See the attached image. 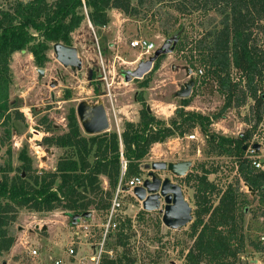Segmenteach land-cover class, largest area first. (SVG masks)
<instances>
[{
  "label": "rangeland",
  "instance_id": "374dc122",
  "mask_svg": "<svg viewBox=\"0 0 264 264\" xmlns=\"http://www.w3.org/2000/svg\"><path fill=\"white\" fill-rule=\"evenodd\" d=\"M13 1L0 0V6L7 7ZM131 3L137 11L135 15L128 16L118 9H111L108 11L110 22L106 26H93L92 29L86 17L71 34V45L76 48L81 60L80 69L60 63L52 45L47 53L49 60L42 67L43 75L38 72L37 68L40 67L34 64L31 53H13L10 63L12 82L9 88V118L5 124L0 122V166L7 161L6 151L10 149V160L15 170L9 175L24 173L23 177L27 176L22 168L23 161L19 158L21 151H25L33 169L53 170L58 158L71 151L48 145L43 137L65 133L68 129L69 108L76 109L83 101L104 104L110 122L109 132L121 131L125 120L138 121L139 110L143 107L138 101L140 97L145 106H150L153 115L166 122L176 119L181 109L206 115H212L220 109L223 97L210 83L194 82L187 106L182 105L184 98L175 95L180 85L190 77L187 68L191 69L184 59L185 54L179 53L176 46L173 52L163 56L156 70H150L142 78L126 81L123 71L134 69L139 58L147 57H142L139 49L131 48L132 39L146 37L157 48L171 33L179 30L178 23L184 27L182 35L185 33L188 40L195 39L205 28L216 27L223 16L215 10L206 14L201 11L181 14L175 10L173 0H145L143 4L131 0ZM164 30L170 35L164 34ZM194 71L190 75L195 79L197 76ZM143 79H148V86L140 88ZM249 101L240 108H230L221 118L214 120L210 125L211 130L228 136L245 132L250 127L244 118L250 114L249 105L252 101ZM79 129L82 135L89 136L80 124ZM190 133H195L196 138L189 139V134L175 135L160 145L152 146L142 162L141 174L147 178L151 169L145 166L150 167L153 161L191 160L192 164L184 176H174L167 170L155 172L161 178L168 177L182 186L194 219L195 175L203 174L205 169L211 171L207 174L208 180L222 190L228 183L234 184L238 174L235 173L232 157L207 150L205 137L199 127ZM253 137L264 141V122L255 129L251 139ZM188 176L189 182H185ZM101 181L103 188L107 189L106 178L101 177ZM240 191L247 200L243 229H246L248 244L243 252L245 257H253V252L258 251V248L249 241L253 243L257 231L253 210L258 205V195L249 190ZM219 195L216 191L212 195L214 203ZM87 196L91 197L90 194ZM118 202L120 205L113 216L116 227L110 229L104 239L101 261L121 258L122 264L128 261L131 264H185V254L193 244L189 234L191 222L178 228L166 226L162 222L160 210H144L141 202L127 188L118 194ZM88 210H92L93 216L82 220L90 224V232H82L81 244L76 246L75 255L69 256L66 250L74 231L70 225L71 211L56 209L35 212L19 208L17 218L9 228L15 237L14 244L0 257V264H55L54 259H60L61 264H94L89 259V244L102 240L101 225L105 222L106 211L92 207ZM33 249L37 250V255H32ZM238 264L247 262L240 258Z\"/></svg>",
  "mask_w": 264,
  "mask_h": 264
},
{
  "label": "trees",
  "instance_id": "16d2710c",
  "mask_svg": "<svg viewBox=\"0 0 264 264\" xmlns=\"http://www.w3.org/2000/svg\"><path fill=\"white\" fill-rule=\"evenodd\" d=\"M144 1L137 0V3ZM173 2L175 10L181 14L194 11L206 14L215 10L223 16L216 27L205 28L195 39L188 40L184 33L176 45V50L185 54L184 59L192 70L203 68L195 82L210 83L222 95L220 109L212 115L181 109L176 119L166 122L149 113L140 97L138 101L143 107L139 110L138 121L125 120L119 133L105 131L84 136L75 109L71 107L67 114V131L43 137L46 144L71 152L59 157L53 170L38 171L31 167L25 151H21L19 158L23 161L26 177L22 173L9 175L15 168L10 160V149H7V161L0 166V257L14 244L15 237L9 228L19 208L35 212L63 209L83 213L92 207L106 211L119 182L126 187L124 183L131 176L141 173L142 162L154 143L175 135L191 134L199 127L209 152L233 158L238 178L221 190L208 180L207 174L211 171L205 169L203 174L195 175L196 208L189 232L193 244L185 254V264H238L248 244L246 229H243L247 200L239 189L240 179L258 195L259 204L264 206V172L254 168L243 149L255 129L264 122V0ZM113 8L128 16L137 12L131 0H14L7 7L0 6L1 123H7L9 118L13 53L24 49L32 54L34 64L42 68L49 60L50 45L72 46L71 34L86 17L92 26L104 27L110 22L108 11ZM181 27L182 23H178L179 30ZM162 32L170 35L165 30ZM163 56L154 62L151 71L159 67ZM139 85L147 87L148 79H143ZM190 98H184L182 105H189ZM249 100L252 101L250 114L244 118L250 127L245 132L228 136L211 130L214 120L230 108L245 106ZM189 176L185 177V182H189ZM101 177L106 178L107 189L103 188ZM215 191L220 195L214 203ZM253 214L257 220L258 212L253 210ZM249 242L258 248L255 239ZM102 263L122 264V260L104 259Z\"/></svg>",
  "mask_w": 264,
  "mask_h": 264
},
{
  "label": "water",
  "instance_id": "95a60500",
  "mask_svg": "<svg viewBox=\"0 0 264 264\" xmlns=\"http://www.w3.org/2000/svg\"><path fill=\"white\" fill-rule=\"evenodd\" d=\"M184 27L165 38L160 46H158L151 55L146 58L139 59L134 69H124L123 77L126 81L132 78H142L148 73L154 62L161 56L167 53L173 52L176 44L178 43ZM53 52L56 59L64 66L81 68V60L78 57L77 50L74 46L64 45L62 43H54ZM25 52V50H21ZM38 72L43 75L44 69L37 68ZM192 70L187 68V75H189L188 81L180 85L179 89L175 92V95L180 98L189 97L194 85L195 79L191 77ZM146 109L151 113L149 105ZM179 112L177 109L176 113ZM77 120L84 130L89 135L99 134L109 130L110 122L106 108L103 103L89 104L85 101L78 104L75 109ZM247 143L243 146L245 150ZM258 149V145H255ZM192 164L191 160H179V161H153L150 167L151 171L148 173V177L144 180L143 185L136 186L132 189L133 195L141 202L144 210H160L162 212V222L168 227L178 228L183 227L190 223L193 219L192 207L186 200L182 186L173 182L170 178H161L155 170H167L174 176H184ZM24 176V173H22ZM250 191L251 188L248 186ZM163 202V205H162ZM162 206V207H161ZM92 214V210H87L83 213L69 214L70 225L76 226L82 218H88ZM5 264V263H4Z\"/></svg>",
  "mask_w": 264,
  "mask_h": 264
},
{
  "label": "built area",
  "instance_id": "2783aa9c",
  "mask_svg": "<svg viewBox=\"0 0 264 264\" xmlns=\"http://www.w3.org/2000/svg\"><path fill=\"white\" fill-rule=\"evenodd\" d=\"M93 29L92 25L90 24ZM130 46L132 48H136L140 50L141 55L149 56L156 49V45L153 41L149 40L146 37H136L130 41ZM203 73V68L199 67L194 71V75H201ZM109 95V94H108ZM189 139L196 138L195 133H191L187 135ZM255 145H258V149L255 148ZM245 157L251 162L255 169L264 172V141L259 140L257 138H252L248 143L245 149ZM125 165H123L124 167ZM235 173H237V166L235 165ZM148 177V176H147ZM145 176L141 173L137 175L131 176L124 185L127 187V190H131L136 186L143 185L145 180ZM240 190H249L248 185L240 179ZM126 187L122 186V183L116 187L115 193L112 197L111 206L108 210H106L105 214V222L101 225V235L102 240L98 242H93L89 244V249L91 251V256H89L90 261L94 262V264H103L101 261L102 254L104 253V239L107 236L110 229L116 227V222L113 221V216L115 211L119 207L120 203L118 202V194L125 190ZM247 187V188H246ZM250 191V190H249ZM258 212L257 215V231L255 233V241L258 245V251H254L255 256L245 257V253L242 252L240 254L241 261L247 262V264H264V206H261L258 202L257 207L255 209ZM74 228L73 235L71 236L70 245L67 247L66 253L69 256H74L76 253V246L81 244L82 232L89 233L90 232V224L85 220H80V222L76 226H72ZM93 236V235H92ZM32 255H37V250L33 249L31 251ZM51 259L53 257L50 256ZM55 264H61L60 259H54Z\"/></svg>",
  "mask_w": 264,
  "mask_h": 264
},
{
  "label": "crops",
  "instance_id": "0c3cea01",
  "mask_svg": "<svg viewBox=\"0 0 264 264\" xmlns=\"http://www.w3.org/2000/svg\"><path fill=\"white\" fill-rule=\"evenodd\" d=\"M114 9V8H113ZM111 10V9H110ZM89 21V20H88ZM89 24H91L90 23V21H89ZM93 27V26H92ZM111 46L112 47H114L115 45H113V44H111ZM132 48V47H131ZM122 49V48H121ZM142 57H145V56H143V55H141ZM139 59H141V58H139ZM138 59V60H139ZM138 119H139V116H138ZM120 132V129H118V133ZM161 143H164V142H157V143H154L152 146H156V145H160ZM152 148V147H151ZM92 216H93V214H91Z\"/></svg>",
  "mask_w": 264,
  "mask_h": 264
}]
</instances>
